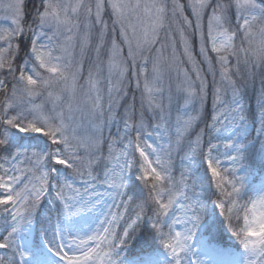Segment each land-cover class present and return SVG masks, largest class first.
<instances>
[{"label":"snow or ice","instance_id":"obj_1","mask_svg":"<svg viewBox=\"0 0 264 264\" xmlns=\"http://www.w3.org/2000/svg\"><path fill=\"white\" fill-rule=\"evenodd\" d=\"M0 264H264V0H0Z\"/></svg>","mask_w":264,"mask_h":264}]
</instances>
